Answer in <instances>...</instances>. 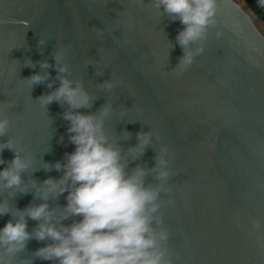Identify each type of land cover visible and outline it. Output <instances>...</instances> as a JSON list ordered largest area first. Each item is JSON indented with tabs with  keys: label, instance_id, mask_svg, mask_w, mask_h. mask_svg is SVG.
<instances>
[{
	"label": "water",
	"instance_id": "1",
	"mask_svg": "<svg viewBox=\"0 0 264 264\" xmlns=\"http://www.w3.org/2000/svg\"><path fill=\"white\" fill-rule=\"evenodd\" d=\"M214 21L193 46L203 52L185 68L177 65L184 53L176 41L184 26L160 17L151 0H0V109L11 122L0 143L10 139L33 160L24 181L59 179L63 173L45 171L43 163H63L75 150L63 119L67 106L39 99L58 86L55 68L48 69L52 89L26 79L41 72L40 61L54 65L52 53L64 49L72 78L93 97L81 112L111 105L106 130L124 150L141 131L152 132L157 151L168 147L172 190L161 212L175 264H264V21L247 0H216ZM107 80L116 87L103 89ZM152 147L129 168L153 167ZM14 155L0 151V170ZM28 190L5 193L0 202L7 199L13 212L43 202L30 184ZM66 196L49 206H65ZM10 219L0 216V228ZM36 225L28 219V231ZM46 243L30 240L18 260L54 264L33 257Z\"/></svg>",
	"mask_w": 264,
	"mask_h": 264
},
{
	"label": "clouds",
	"instance_id": "2",
	"mask_svg": "<svg viewBox=\"0 0 264 264\" xmlns=\"http://www.w3.org/2000/svg\"><path fill=\"white\" fill-rule=\"evenodd\" d=\"M151 4L160 17L167 15L184 26L176 36L184 53L177 65L191 66L195 56L203 52L202 47L193 46L206 38L208 27L215 22L216 0H151ZM39 44L45 42L40 39ZM52 57L54 65L40 61L41 72L26 79L32 86L47 82L52 89L48 69L55 68L58 86L39 99L46 106L52 102L67 106L63 119L69 122L68 139L75 150L65 154L63 163H43L45 171L54 168L62 172L59 179L49 177L37 183L29 177L26 183L22 174L29 172L33 160L11 147L10 139L0 143V151L7 147L15 153L0 170V196L27 193L30 184L34 199L43 201L15 212L7 199L0 202V216L13 217L0 228V264H15L18 254L32 239L50 241L37 249L33 257L54 264H175L169 247L171 233L161 212L163 197L172 190L168 147L161 145L157 151L152 147V132L141 131L136 134L137 144L124 150L106 130L112 106L106 103L94 113L81 112L80 109L92 107V95L82 80L72 78L64 62L66 50L56 49ZM27 66L36 65L28 60ZM100 86L110 91L116 84L107 80ZM10 126V120L0 109V137L8 134ZM122 134L127 139L131 136L127 131ZM149 146L156 152L154 166L136 164L129 168L130 161L142 157ZM3 164L5 161L0 159V165ZM66 192L65 206H49L50 199ZM72 217L80 219L70 225L62 223ZM28 219L37 222L32 231H28ZM29 260L32 264L31 259L18 261L22 264Z\"/></svg>",
	"mask_w": 264,
	"mask_h": 264
},
{
	"label": "trees",
	"instance_id": "3",
	"mask_svg": "<svg viewBox=\"0 0 264 264\" xmlns=\"http://www.w3.org/2000/svg\"><path fill=\"white\" fill-rule=\"evenodd\" d=\"M253 4L254 8L264 15V0H249Z\"/></svg>",
	"mask_w": 264,
	"mask_h": 264
},
{
	"label": "rangeland",
	"instance_id": "4",
	"mask_svg": "<svg viewBox=\"0 0 264 264\" xmlns=\"http://www.w3.org/2000/svg\"><path fill=\"white\" fill-rule=\"evenodd\" d=\"M247 2H248L249 5L253 8V10H254V12L256 13V15H257L260 19H262V20L264 21V15H263L262 13L258 12V11L254 8L253 4L249 2V0H247Z\"/></svg>",
	"mask_w": 264,
	"mask_h": 264
}]
</instances>
